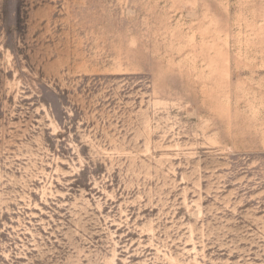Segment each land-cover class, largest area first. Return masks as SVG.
<instances>
[{
  "label": "rangeland",
  "instance_id": "obj_1",
  "mask_svg": "<svg viewBox=\"0 0 264 264\" xmlns=\"http://www.w3.org/2000/svg\"><path fill=\"white\" fill-rule=\"evenodd\" d=\"M0 264H264V0H0Z\"/></svg>",
  "mask_w": 264,
  "mask_h": 264
}]
</instances>
